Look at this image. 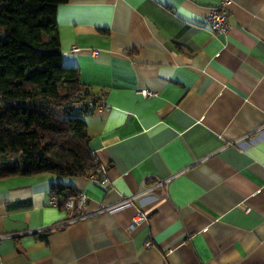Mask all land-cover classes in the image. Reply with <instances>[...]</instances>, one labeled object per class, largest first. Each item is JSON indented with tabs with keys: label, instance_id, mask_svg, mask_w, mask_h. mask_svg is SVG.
<instances>
[{
	"label": "crops",
	"instance_id": "crops-1",
	"mask_svg": "<svg viewBox=\"0 0 264 264\" xmlns=\"http://www.w3.org/2000/svg\"><path fill=\"white\" fill-rule=\"evenodd\" d=\"M219 3L57 7L63 66L102 95L82 118L108 181L0 177V264H264V0H230L225 34L206 20ZM54 184L96 213L71 220Z\"/></svg>",
	"mask_w": 264,
	"mask_h": 264
},
{
	"label": "trees",
	"instance_id": "trees-1",
	"mask_svg": "<svg viewBox=\"0 0 264 264\" xmlns=\"http://www.w3.org/2000/svg\"><path fill=\"white\" fill-rule=\"evenodd\" d=\"M68 0H0V177H88L100 163L82 116L102 100L65 67L57 7ZM59 205L76 195L54 184Z\"/></svg>",
	"mask_w": 264,
	"mask_h": 264
},
{
	"label": "built area",
	"instance_id": "built-area-1",
	"mask_svg": "<svg viewBox=\"0 0 264 264\" xmlns=\"http://www.w3.org/2000/svg\"><path fill=\"white\" fill-rule=\"evenodd\" d=\"M230 3V0H220V3L217 6H212L209 9H207L206 14V20L207 23L210 25L211 29L218 33V34H225L228 32L230 25H229V14H228V5ZM78 48L76 46L71 48V51H77ZM145 94H151L149 91H145ZM103 101L101 100L99 103H96L92 106L90 111L94 110H100L103 108ZM89 179L94 182H100L104 183L107 182V172L103 165H99L97 167L96 173L89 176ZM165 181H157L154 185L147 187L145 190H142L141 192L134 194L132 196L123 198L121 200V204L131 203L134 199L137 197H140L142 195L148 194L152 192L156 187H161ZM162 194H165V191H162ZM50 201L54 205H59V200L57 195L51 194ZM87 196L85 194L76 193V195L68 197L62 204L61 208L66 210L67 212H73L74 216L71 217V220L75 219H83L86 218L96 212H91L87 210ZM102 210V209H101ZM99 210V211H101ZM98 212V211H97ZM144 213L142 210H136L134 217L132 218L133 223H138L141 220H143ZM69 219V220H70ZM151 242L147 241L146 245L149 246Z\"/></svg>",
	"mask_w": 264,
	"mask_h": 264
}]
</instances>
